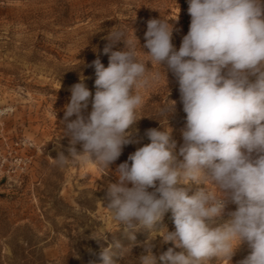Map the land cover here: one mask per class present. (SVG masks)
Instances as JSON below:
<instances>
[{"label": "clouds", "instance_id": "clouds-1", "mask_svg": "<svg viewBox=\"0 0 264 264\" xmlns=\"http://www.w3.org/2000/svg\"><path fill=\"white\" fill-rule=\"evenodd\" d=\"M188 4L191 22L179 50L172 43L174 26L164 19L147 22L144 45L148 62L163 66L166 78L170 71L178 80L187 119L183 144L177 154L171 131L146 130L150 143L128 157L131 164L116 169L118 183L108 186L107 208L133 240L131 233L141 228L151 233L171 211L175 231L164 229L162 238L182 251L169 248L159 257L163 264L231 261L244 242L252 251L239 264H264V0ZM121 38L123 50L104 49L111 53L107 67L99 56L89 65L96 75L94 97L83 79L70 88L63 120L69 155L58 154L59 166L71 159L109 168L123 147L134 143L128 130L139 120L137 109L144 103L139 90L158 80L160 73L138 59L135 43L123 33L110 32L108 37L112 42ZM90 97L92 110L85 118L82 111ZM175 105L172 101L161 114H172ZM73 115L76 119L69 122ZM192 184L205 187L189 195ZM229 203L236 210L213 227ZM93 239L101 244L103 264H115L111 246L101 243L106 236ZM152 247L151 241L143 244L139 264H157Z\"/></svg>", "mask_w": 264, "mask_h": 264}, {"label": "rangeland", "instance_id": "rangeland-1", "mask_svg": "<svg viewBox=\"0 0 264 264\" xmlns=\"http://www.w3.org/2000/svg\"><path fill=\"white\" fill-rule=\"evenodd\" d=\"M188 7V0H0V145L21 138L33 144L25 148L32 155L28 174L11 184L0 178V264H103L101 244L93 237L105 236L101 243L111 246L115 264H139L136 258L147 241L157 264H163L159 257L169 248L182 251L162 238L164 229L175 231L171 211L156 224V231L141 228L131 233L133 240L107 208V191L118 183V166L131 164L128 157L150 143L146 130L171 131L177 154L183 144L187 119L178 80L170 71L166 78L163 66L148 62L144 45L147 22L164 19L174 26L172 43L179 50L191 22ZM117 31L135 43L138 59L151 72L160 73L158 80L139 90L144 103L137 109L139 120L128 130L134 143L124 146L109 168L71 159L59 166L58 154L69 155L63 120L70 88L83 79L94 97L96 75L89 65L99 56L107 67L111 53L104 49L125 48L124 38L108 39ZM172 101L175 111L161 114ZM91 104L92 97L82 111L85 118ZM75 119L73 115L68 121ZM75 147L82 151L80 144ZM207 186L214 187L210 182ZM203 187L192 184L189 195ZM236 207L229 203L213 227L230 219ZM251 251L244 242L231 261L213 258L206 264H239Z\"/></svg>", "mask_w": 264, "mask_h": 264}, {"label": "built area", "instance_id": "built-area-1", "mask_svg": "<svg viewBox=\"0 0 264 264\" xmlns=\"http://www.w3.org/2000/svg\"><path fill=\"white\" fill-rule=\"evenodd\" d=\"M32 145L27 138L16 139L10 144L4 142L0 145V178H4L11 184L28 174L32 155L26 152L25 148Z\"/></svg>", "mask_w": 264, "mask_h": 264}]
</instances>
